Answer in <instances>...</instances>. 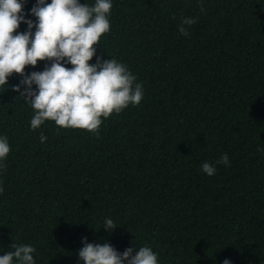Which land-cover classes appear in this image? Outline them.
I'll return each mask as SVG.
<instances>
[{"label": "trees", "instance_id": "1", "mask_svg": "<svg viewBox=\"0 0 264 264\" xmlns=\"http://www.w3.org/2000/svg\"><path fill=\"white\" fill-rule=\"evenodd\" d=\"M112 5L96 56L126 64L144 97L101 117L99 136L54 121L32 130L34 110L12 90L21 76L0 86V255L26 244L36 264H83L86 237L121 253L149 246L159 264H264V0ZM185 17L197 18L188 37ZM225 153L228 166L202 171Z\"/></svg>", "mask_w": 264, "mask_h": 264}, {"label": "clouds", "instance_id": "2", "mask_svg": "<svg viewBox=\"0 0 264 264\" xmlns=\"http://www.w3.org/2000/svg\"><path fill=\"white\" fill-rule=\"evenodd\" d=\"M27 2L0 0V86H8L13 73L21 76L12 90L33 108L32 130L54 121L60 128L86 129L99 136L101 117L119 114L130 104L140 105L143 86L128 66L115 58L96 56L94 45H99L102 34L110 29L112 0H95L92 6L79 0H36L26 13ZM200 10L206 11L203 4ZM28 15L36 20L27 19ZM22 23L26 30L17 31ZM196 23L197 18L185 17L178 31L188 37L185 25ZM94 56L96 62L90 65ZM38 61L49 63L43 71H25L26 66L36 67ZM68 64L73 67L68 68ZM39 139L43 143L47 137L41 133ZM9 152L8 138L0 137V171ZM219 164L229 165L227 153L215 164L205 161L201 169L212 176ZM3 191L0 182V193ZM103 228L111 233L117 226L107 218ZM82 243L78 257L83 264H159L158 254L149 246L139 247L133 254L131 247L121 253L110 243H89L86 237ZM10 247L13 250L0 255V264H36V249L31 245L13 243ZM223 264L231 261L226 258Z\"/></svg>", "mask_w": 264, "mask_h": 264}]
</instances>
